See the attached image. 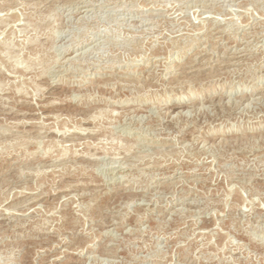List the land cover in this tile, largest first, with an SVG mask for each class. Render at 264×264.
<instances>
[{
    "label": "rangeland",
    "instance_id": "rangeland-1",
    "mask_svg": "<svg viewBox=\"0 0 264 264\" xmlns=\"http://www.w3.org/2000/svg\"><path fill=\"white\" fill-rule=\"evenodd\" d=\"M0 20V264H264V0Z\"/></svg>",
    "mask_w": 264,
    "mask_h": 264
},
{
    "label": "bare ground",
    "instance_id": "bare-ground-1",
    "mask_svg": "<svg viewBox=\"0 0 264 264\" xmlns=\"http://www.w3.org/2000/svg\"><path fill=\"white\" fill-rule=\"evenodd\" d=\"M34 1V0H33ZM45 1V0H44ZM92 1V0H91ZM32 2V1H31ZM87 2V1H86ZM90 3V2H89ZM78 4V3H77ZM157 5V4H156ZM152 6V5H151ZM204 6V5H203ZM83 7V6H82ZM119 9V8H118ZM123 9V8H122ZM131 10V9H130ZM74 11V10H73ZM81 12V11H80ZM128 12V11H127ZM8 13V12H7ZM164 13V12H163ZM158 14V13H157ZM156 14V15H157ZM152 15V14H151ZM159 15V14H158ZM157 15V16H158ZM160 15H161V13H160ZM142 17V16H141ZM147 17V16H146ZM150 17V16H149ZM140 18V17H139ZM5 20V19H4ZM214 20V19H213ZM233 20V19H232ZM0 22H1V20H0ZM4 22V21H3ZM2 23V22H1ZM5 23V22H4ZM260 23V22H259ZM177 24V23H176ZM181 24V23H180ZM221 24V23H220ZM157 25V24H156ZM130 26V25H129ZM2 27V26H1ZM131 28V27H130ZM212 28V27H211ZM2 29V28H1ZM222 29V28H221ZM3 30V29H2ZM144 32V31H143ZM185 33V32H184ZM209 33V32H208ZM258 33V32H257ZM247 34V33H246ZM185 35V34H184ZM221 37V36H220ZM211 39V38H210ZM220 39V38H219ZM222 40V39H221ZM85 41V40H84ZM3 42V41H2ZM216 43V42H215ZM249 43V42H248ZM6 44V43H5ZM3 45V44H2ZM82 45V44H81ZM6 46V45H5ZM63 46V45H62ZM258 46V45H257ZM4 48V47H3ZM30 48V47H29ZM70 48V47H69ZM247 48V47H246ZM252 48V47H251ZM228 49V48H227ZM243 49V48H242ZM203 50V49H202ZM241 50V49H240ZM239 50V51H240ZM31 51V50H30ZM1 52V51H0ZM237 52V51H236ZM9 53V52H8ZM32 53V52H31ZM240 53H243L242 51L241 52H238V53H232L231 54V56L229 57V59H230V62H228L227 64H225V65H227V66H229V67H234V66H236V65H239L240 63L238 62L239 61V59H240V57L241 56H239L240 55ZM30 54V53H29ZM138 54V53H137ZM181 54V53H180ZM5 55H6V53H5ZM98 55V54H97ZM183 55V54H182ZM203 55V54H202ZM242 55V54H241ZM2 56V55H1ZM134 56V55H133ZM200 56V55H199ZM223 56V55H222ZM161 58V57H160ZM163 58V57H162ZM195 58V57H194ZM194 58H191L190 60V62L188 61L187 63V66L186 65H184V64H176L175 66H173V68H172V71H182V73H184V74H187V73H189V74H200V71L201 70H205V68L204 67H202L201 69L200 68H197V69H194L197 65L196 64H193L194 62H193V60H197V59H194ZM174 60V59H173ZM210 60V59H209ZM64 61V60H63ZM136 61H138V60H136ZM200 61V60H199ZM213 61V60H212ZM7 62V61H6ZM5 62V63H6ZM57 62V61H56ZM135 62V61H134ZM245 62V61H244ZM113 63V62H112ZM136 63V62H135ZM196 63V62H195ZM200 63V62H199ZM202 63V62H201ZM200 63V64H201ZM7 64H8V62H7ZM31 64V63H30ZM62 64V63H61ZM118 64V63H117ZM186 64V63H185ZM200 64H198V65H200ZM7 66H9V65H7ZM103 66V65H102ZM202 66H206V69L208 68V63L206 64V62H205V64H202ZM224 66V65H223ZM12 67V69H13V66H11ZM27 67H28V65H27ZM26 67V68H27ZM19 68V67H18ZM30 68V67H29ZM193 68V70H188V71H186L185 69H192ZM7 69H10V68H7ZM28 69V68H27ZM159 69V68H158ZM11 70V69H10ZM29 70V69H28ZM57 70V69H56ZM139 70V69H138ZM137 70V71H138ZM24 71V70H23ZM238 71V70H237ZM28 72V71H27ZM84 72V71H83ZM230 72V71H229ZM31 73V72H30ZM9 74V73H8ZM11 75V74H10ZM62 75V74H61ZM112 75V74H111ZM46 76V75H45ZM220 77V76H219ZM193 79V78H192ZM196 79V78H195ZM92 80V79H91ZM120 80V79H119ZM147 80V79H146ZM166 80V79H165ZM129 81V80H128ZM172 81V80H171ZM146 82V81H145ZM187 83V82H186ZM144 84V83H143ZM129 85V84H128ZM71 90V89H70ZM263 90V89H262ZM198 92V91H197ZM15 94V93H14ZM17 94V93H16ZM137 94V93H136ZM23 95V94H22ZM196 95H198V94H196ZM27 96V95H26ZM188 96V95H187ZM195 96V95H194ZM8 97V96H7ZM144 97V96H143ZM12 98V97H11ZM159 98V97H158ZM188 98V97H187ZM248 99V98H247ZM23 101V100H22ZM17 102V101H16ZM178 102V103H177ZM177 104H174V108H176V106H181V104L180 103H182L181 101H179L178 99H177ZM235 103V102H234ZM46 104V103H45ZM186 106V105H185ZM173 107V106H172ZM13 109V108H12ZM134 109V108H133ZM135 111V110H134ZM138 111V110H137ZM183 112V111H182ZM193 112V111H192ZM178 113H180V112H178ZM187 113V112H186ZM191 113V112H190ZM43 114V113H42ZM188 115V114H187ZM177 118V117H176ZM179 118V117H178ZM170 119V118H169ZM121 124V123H120ZM17 127V126H16ZM80 127V126H79ZM176 128V127H175ZM82 130H83V128H82ZM180 130V129H179ZM172 132V131H171ZM159 136V135H158ZM169 136V135H168ZM207 143V142H206ZM154 147H164L165 145H163V144H161V145H153ZM166 146H168V145H166ZM164 150V149H163ZM160 153V152H159ZM156 156V155H155ZM170 156V155H169ZM104 158V157H103ZM110 159V158H109ZM144 159V158H143ZM152 161V160H151ZM159 161V160H158ZM111 162V161H110ZM144 163V162H143ZM151 165V164H150ZM149 165V166H150ZM125 166H127V165H125ZM186 171V170H185ZM158 174V173H157ZM170 177V176H169ZM169 177H167L168 179H169ZM254 177V176H253ZM200 178V177H199ZM201 179V178H200ZM175 181V180H174ZM189 181V180H188ZM151 183V182H150ZM176 183V182H175ZM182 183V182H181ZM186 183V182H185ZM168 184V183H167ZM159 185V184H158ZM171 185V184H170ZM177 186V185H176ZM98 191V190H97ZM196 193V192H195ZM82 194V193H81ZM86 194V193H85ZM155 194V193H154ZM183 195V194H182ZM68 197V196H67ZM75 198V197H74ZM170 198V197H169ZM88 200V199H87ZM30 201V200H29ZM76 201V200H75ZM180 202V201H179ZM23 203V202H22ZM191 203V202H190ZM10 208V207H9ZM12 211V210H11ZM240 214V213H239ZM51 232V231H50ZM62 240V239H61ZM109 256V255H108ZM143 259V258H142Z\"/></svg>",
    "mask_w": 264,
    "mask_h": 264
}]
</instances>
